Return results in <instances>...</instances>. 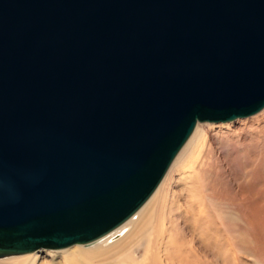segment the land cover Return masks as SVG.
Listing matches in <instances>:
<instances>
[{
  "label": "water",
  "instance_id": "water-1",
  "mask_svg": "<svg viewBox=\"0 0 264 264\" xmlns=\"http://www.w3.org/2000/svg\"><path fill=\"white\" fill-rule=\"evenodd\" d=\"M263 108L264 0H0V257L97 239Z\"/></svg>",
  "mask_w": 264,
  "mask_h": 264
},
{
  "label": "bare ground",
  "instance_id": "bare-ground-1",
  "mask_svg": "<svg viewBox=\"0 0 264 264\" xmlns=\"http://www.w3.org/2000/svg\"><path fill=\"white\" fill-rule=\"evenodd\" d=\"M245 117L198 122L152 194L109 232L0 264H264V108Z\"/></svg>",
  "mask_w": 264,
  "mask_h": 264
},
{
  "label": "rangeland",
  "instance_id": "rangeland-1",
  "mask_svg": "<svg viewBox=\"0 0 264 264\" xmlns=\"http://www.w3.org/2000/svg\"><path fill=\"white\" fill-rule=\"evenodd\" d=\"M258 114H259V113H258ZM256 115H257V114H256ZM254 116H255V115H254ZM254 116H251V117H245V118H239V119H236L235 121H231L230 123L233 124V126H234V125H237V126H238L237 123H239V121H241V120H243V121H249V119H252V117H254ZM241 123H242V122H241ZM216 124H219V123H216ZM143 236L145 237V234H144ZM144 237H142V238H137V240L135 241V245H133V246H131V239H128L127 242L124 244L123 248H125L127 245H128V247L131 246V248L134 247V246H138L139 248L142 247L143 244H144V242H145V238H144ZM39 255H40V256H38L39 259H42V256H45V252H41Z\"/></svg>",
  "mask_w": 264,
  "mask_h": 264
}]
</instances>
